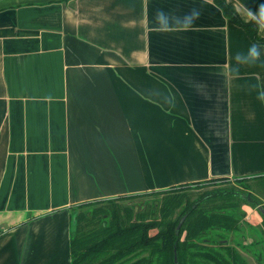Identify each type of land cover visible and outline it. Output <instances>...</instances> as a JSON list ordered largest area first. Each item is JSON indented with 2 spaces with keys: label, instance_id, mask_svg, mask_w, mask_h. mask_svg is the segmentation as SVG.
Wrapping results in <instances>:
<instances>
[{
  "label": "crops",
  "instance_id": "obj_1",
  "mask_svg": "<svg viewBox=\"0 0 264 264\" xmlns=\"http://www.w3.org/2000/svg\"><path fill=\"white\" fill-rule=\"evenodd\" d=\"M253 43L215 0H0V264H70L81 202L245 178L264 204V47L236 61Z\"/></svg>",
  "mask_w": 264,
  "mask_h": 264
},
{
  "label": "trees",
  "instance_id": "obj_2",
  "mask_svg": "<svg viewBox=\"0 0 264 264\" xmlns=\"http://www.w3.org/2000/svg\"><path fill=\"white\" fill-rule=\"evenodd\" d=\"M215 1L249 38L264 43V37H257L254 19L245 21L225 0ZM195 184L201 182L72 206L70 264H246L236 246L224 241V233L240 230L244 212L235 211L234 199L240 196L232 192L229 202L223 200L229 196L224 191H215L207 193L209 198L201 193L189 201L185 190ZM157 194L161 195L157 207L135 209L120 203ZM218 197L222 199L217 201Z\"/></svg>",
  "mask_w": 264,
  "mask_h": 264
},
{
  "label": "rangeland",
  "instance_id": "obj_3",
  "mask_svg": "<svg viewBox=\"0 0 264 264\" xmlns=\"http://www.w3.org/2000/svg\"><path fill=\"white\" fill-rule=\"evenodd\" d=\"M261 190L260 185L250 180L246 182V180L242 181V179L223 178L191 185L186 188L185 193L189 197V201H191L197 199L201 193L205 196L207 193L224 191L223 194L229 196L223 200H228L229 202H233L232 192L238 194L240 196L239 198L234 196L236 204L238 205L235 211H243L244 218L241 221L239 231L224 233V241L236 246L246 264H264V219L260 217L257 208H255L256 205L264 206L260 196ZM208 196L206 198H209ZM217 199V201H220L222 198L218 197ZM160 200L161 195L157 194L144 195L129 201L123 200L120 203L122 205L131 204L135 209H144L145 207H150L151 204L157 207ZM213 202L215 201L213 200ZM175 214H177V211ZM249 220L253 221L254 224H249ZM153 231L151 230V232ZM209 235L211 234L209 233ZM208 240V237H206L204 242H208Z\"/></svg>",
  "mask_w": 264,
  "mask_h": 264
},
{
  "label": "clouds",
  "instance_id": "obj_4",
  "mask_svg": "<svg viewBox=\"0 0 264 264\" xmlns=\"http://www.w3.org/2000/svg\"><path fill=\"white\" fill-rule=\"evenodd\" d=\"M249 16L255 20L261 30H264V4L260 5L257 13H249ZM200 17V12L197 9H192L186 13L183 17L176 18L175 30L190 31L195 25L196 20ZM164 30H169V14H166L162 9L157 10L154 18ZM262 45L253 43L249 46L245 53H237L236 61L238 64L254 65L257 61H260L262 52ZM257 99L264 102V90L259 91Z\"/></svg>",
  "mask_w": 264,
  "mask_h": 264
}]
</instances>
